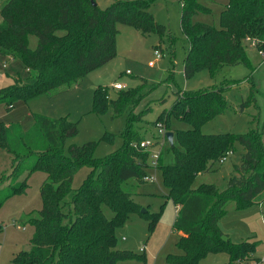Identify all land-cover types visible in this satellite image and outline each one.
I'll return each mask as SVG.
<instances>
[{"label": "trees", "instance_id": "trees-1", "mask_svg": "<svg viewBox=\"0 0 264 264\" xmlns=\"http://www.w3.org/2000/svg\"><path fill=\"white\" fill-rule=\"evenodd\" d=\"M93 2L5 0L0 7V55L18 60L28 76H17L13 84L1 87L0 104L12 108L17 101L27 102L78 86L86 75L116 56L118 25L129 26L141 35L165 32L148 11L156 0H114L103 10ZM200 13H210L200 0L181 1L185 79L201 71L214 78L223 67L245 66L251 73L247 77L249 96L243 105L253 103L259 90L254 88L255 74L244 42L256 41L264 53V0H228L219 15L218 28L194 21ZM30 36L37 38L33 50L29 48ZM225 85L178 91L170 109L156 118L157 124L163 121L161 126L167 128L172 117L191 126L188 130L169 131L174 134V146H168L173 164L161 163V153L158 159L157 169L167 189L165 197L178 207L173 230L181 253L167 256L169 264H198L206 256L220 253L228 255V264L250 260V264H261L251 257L256 242L235 244L218 224L229 202H234L238 211L264 203V118L241 135L200 132L203 124L224 113V92L229 87ZM140 86L119 90L113 99L104 87L94 91V113L110 110L113 117H127L120 133L122 146L102 159L93 156L95 142L72 144L65 152L66 141L78 133V123L66 118L34 115V124L27 132L18 125L0 123V149L11 158V174L0 177V187L11 180L0 189V208L11 197L25 193L26 178L32 173L46 175L39 188V217L29 220L34 228L30 249L18 253L12 264H117L139 258L132 251L117 248L116 231L135 213L148 220L150 229L160 217V213H142L131 194L122 188L131 179L144 183L147 170L154 169L150 166L151 152L139 147L143 137L134 129L143 116L132 112L142 98ZM113 139L111 134L103 136L108 142ZM234 143L242 147L243 153L239 164L233 166L227 188L218 191L214 185L202 184L193 189L199 174L211 171L226 152L233 153ZM84 167L90 172L73 190V176ZM104 207L110 210V218Z\"/></svg>", "mask_w": 264, "mask_h": 264}, {"label": "rangeland", "instance_id": "rangeland-1", "mask_svg": "<svg viewBox=\"0 0 264 264\" xmlns=\"http://www.w3.org/2000/svg\"><path fill=\"white\" fill-rule=\"evenodd\" d=\"M182 0H156L149 8L154 21L165 28L161 35L150 33L141 35L133 28L118 25L116 38V56L105 65L86 75L82 82L73 89L55 95H41L27 102L17 101L12 108L0 104V123L18 125L23 132L30 130L34 124V115L50 119L66 118L78 123V133L65 143V152L70 145H83L95 142L94 158L102 159L117 151L122 146L121 131L126 125V116L113 117L112 112L102 114L93 112V94L98 87H104L110 98L117 93L114 84H121L125 89L138 88L142 98L132 108V112L143 114L141 121L134 124V129L143 137L155 143L150 150L154 154L161 153L160 161L171 165L174 157L168 151L169 144L158 134L175 130H188L191 126L184 121L170 118L169 128L156 122L159 114L167 112L175 101L178 91H198L229 86L224 92L226 109L222 115L216 116L200 127L204 135L229 134L241 135L254 129L264 118V57L251 41L244 42V48L252 71L255 74V86L258 93L255 101L243 105L249 96L250 84L247 77L251 70L242 65L223 67L214 78L207 71L196 73L192 78L185 79L183 61L186 56V42L180 29V12ZM114 0H95L99 9L110 6ZM210 10L209 14H198L194 21L219 27V15L225 9L228 0H200ZM5 0H0V7ZM37 38L29 37V48L35 49ZM155 50L161 57L156 59ZM263 51V50H262ZM153 62V66L149 63ZM129 72V74H126ZM20 76L26 79L28 74L18 60L0 55V88L13 84V79ZM31 81V80H29ZM147 86H142L143 82ZM234 82L235 84H232ZM229 83V84H228ZM151 90V91H150ZM114 135L113 141L103 140L105 134ZM176 145V144H175ZM233 153L223 164L216 163L211 171L199 174L192 188L202 184L214 185L218 191L227 188L229 178L233 175V166L239 164L243 149L234 143ZM159 159V158H158ZM154 169L147 173L155 178L153 183H137L131 179L123 184V190L131 194L132 199L149 214L160 213L155 226L150 229L148 220L138 213L130 215L125 225L116 231L117 248L129 250L139 258L118 262L117 264H169L167 256L180 254L176 244L178 235L173 230L176 207L166 199L167 189L163 186L161 172ZM90 168L84 167L74 174L72 189L77 190L86 178ZM11 174V158L6 151L0 149V177ZM26 176L21 178L22 181ZM46 175L35 172L28 176L25 193L8 199L0 208V264H12L16 255L30 249V239L34 228L30 219L39 217L42 207L39 188ZM11 183H1L4 189ZM71 195L68 196L69 200ZM108 218L111 212L103 208ZM226 214L219 221V228L224 235L235 244L250 241L256 242L257 248L252 259H264V203L249 209L238 211L234 202L227 203ZM144 248V252L141 249ZM227 254H210L198 264H228ZM250 264L251 260L243 264Z\"/></svg>", "mask_w": 264, "mask_h": 264}, {"label": "built area", "instance_id": "built-area-1", "mask_svg": "<svg viewBox=\"0 0 264 264\" xmlns=\"http://www.w3.org/2000/svg\"><path fill=\"white\" fill-rule=\"evenodd\" d=\"M247 41H251L252 44H253L255 47H257V42H256V41H254V40H247ZM259 53H260L262 56L264 55L263 51H259ZM155 57H156V59H159V58L161 57V55H160V53H159L158 50H155ZM153 64H154L153 62H150V63H149V66H153ZM126 74H129V72H126ZM112 87H113V89L116 90V91L124 90V89H125V87H124L123 85H121V84H114ZM158 127L162 128V126H158ZM158 134H159L160 136H162V137L164 138V140L166 141V137H165L166 133H165L163 130H159ZM155 143H158V142H153V141H151V140H143V141L139 144V147H140L141 149L149 150V151L151 152V158H150V166H151V168H153V165H155L156 161L158 160V158H159V156H160V153H159V154H154V153H152V151L150 150V148H151ZM231 154H232L231 151L226 152V154H225V155H224V156L218 161L219 164H223V163L227 160L228 156H230ZM143 181L146 182V183H153V182L155 181V178L152 177V176H150V175L148 174V175H146V176L143 178ZM141 251L143 252V251H144V248L141 249ZM259 262H260L261 264H264V259H259Z\"/></svg>", "mask_w": 264, "mask_h": 264}, {"label": "water", "instance_id": "water-1", "mask_svg": "<svg viewBox=\"0 0 264 264\" xmlns=\"http://www.w3.org/2000/svg\"><path fill=\"white\" fill-rule=\"evenodd\" d=\"M93 5H96L95 2H93ZM166 140L167 143L169 144L170 147L174 146V134L172 132H167L166 135ZM142 213H145L146 211L144 209L141 210Z\"/></svg>", "mask_w": 264, "mask_h": 264}, {"label": "crops", "instance_id": "crops-1", "mask_svg": "<svg viewBox=\"0 0 264 264\" xmlns=\"http://www.w3.org/2000/svg\"><path fill=\"white\" fill-rule=\"evenodd\" d=\"M261 65H264V60H263V63L261 64ZM263 75H264V73H263ZM264 87V86H263ZM178 210V207H176V211ZM144 252V251H143Z\"/></svg>", "mask_w": 264, "mask_h": 264}]
</instances>
